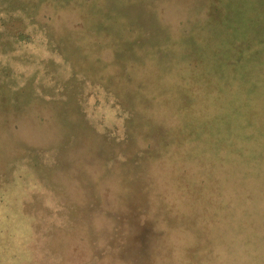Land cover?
Listing matches in <instances>:
<instances>
[{
    "label": "rangeland",
    "instance_id": "rangeland-1",
    "mask_svg": "<svg viewBox=\"0 0 264 264\" xmlns=\"http://www.w3.org/2000/svg\"><path fill=\"white\" fill-rule=\"evenodd\" d=\"M112 13L120 51L104 30L84 55L89 27ZM174 50L195 68L178 81L199 78L202 125L215 120L200 143L220 151L177 154L180 124L156 136L142 166L153 175H129L125 124L138 114L93 63L148 54L160 68ZM0 264H264V0H0Z\"/></svg>",
    "mask_w": 264,
    "mask_h": 264
},
{
    "label": "trees",
    "instance_id": "trees-1",
    "mask_svg": "<svg viewBox=\"0 0 264 264\" xmlns=\"http://www.w3.org/2000/svg\"><path fill=\"white\" fill-rule=\"evenodd\" d=\"M204 7L205 11L207 12V17L206 21H203L201 25L206 27L204 22H208L209 7L206 6V3ZM218 12H220V8L218 9ZM194 13L195 12H193L192 10H189L186 13V15L191 14V16L188 18L189 20L187 19L188 21L186 23L194 22L196 20L197 16H194ZM112 14L114 15L113 20L116 19L117 21L115 23H108V25L106 26L107 28H104L102 30L100 26L99 28L97 26H95L94 28L89 27L90 35H88L89 38L86 37L88 41V52L84 55L91 56V54L95 52L94 47L96 44L94 42L100 40V37L95 40V38H93V35H99V33L104 30L106 32L108 30L107 36L112 39V41L109 42L108 48L114 49V52L120 51V15L117 13L116 15L114 13ZM109 16H111L110 12ZM51 17L52 19L54 18L53 16ZM194 24L195 27L196 23ZM168 25H171V23H168ZM211 25V28L220 27L219 24L215 23ZM54 28L56 29L55 26L47 27V29L50 30L49 32H53ZM17 37L19 41L29 42L31 34L29 31H22L17 34ZM250 47L251 45L248 46L247 49L249 50ZM90 51H92V53ZM177 53L178 55L183 56L179 57ZM152 57L153 56H148V54L140 55L135 58L137 64H133L131 62L132 59H126L124 54H120V63L116 65L115 61L118 58L117 56L113 64L111 63L107 67H103V65L100 63V60H98L100 59V54H98V59L95 61V63H93L98 70L97 72L94 71L96 77H99V79H103L101 75H105V73H107V76L105 75L106 77H104L108 82H110L106 86L107 90L117 95V98L120 99V104L123 106V108L131 111H137L138 114V118L135 116L136 114L128 116L125 124V134H127L128 138H130L126 144L129 143L130 145H133V150L131 151V156L133 155V157H131L127 161V159H123V157L125 156H122V160H124V162L127 164L135 163V167L132 166L130 168L129 175L135 174L137 176L138 174L142 175L143 173L152 174L154 168H148V166L146 168H144L145 166L142 168V166L147 164V158H149L152 154L150 153L151 147L159 145L160 142L163 144V141L160 139H156V136L160 132L165 135L166 131H168L169 133L178 131L180 124H184L187 127V129L189 130V135L187 137L177 136L174 138L175 141L182 140L179 144L181 147H177L179 149L177 151V154H186L187 157H189L190 155H196L194 156V158H201L203 151L204 153L208 152V154L210 152H213L211 149L220 151L215 146L208 149V147H205L202 143H200L201 136L208 135L207 137L209 138L215 137L216 129L214 128L215 120L206 122L204 123V125H202L205 120L201 119L202 113L200 99L202 98V89L200 88V83H198L199 78H195L194 83H192L193 79H190L191 81L189 82L178 81L179 77L180 79L182 77L179 73L184 72L185 74H187L188 78H194L193 76H195V68L192 65L193 62H190V58L185 57L182 51L174 50V52L172 51L171 53H169V56L163 57L164 59L160 63L161 67L157 68L156 66H158L159 64L155 62L153 63L151 60ZM176 58L179 59L178 62H175ZM92 62H94L93 59ZM80 64L82 67V63ZM173 64L174 69L172 70ZM85 65L86 63L84 64V66ZM148 69H150L151 71H148ZM111 70L113 72H111ZM119 70L120 72H118ZM74 72L78 74L80 71L76 69ZM174 77L178 78L177 80L172 81ZM161 79H163V81ZM114 84H120V90L116 89L113 86ZM176 86H179V89L176 88ZM236 87V84L232 85V90L236 89ZM176 90L178 91V94H176ZM50 116L54 117L53 114H51ZM57 117L58 116H56V118ZM136 119L139 120L138 125H136ZM69 135L74 139L76 137V131H72V133H70ZM167 150H169V148L166 149L164 144V149L161 151ZM117 157L120 158V153L116 156V159ZM153 160L155 161L156 159L154 158ZM192 164L198 167V164L200 163H194L192 161ZM126 166L127 165H125V168ZM179 167H181L180 164ZM136 168L138 169V174H136ZM164 170L168 172L169 178L175 175L172 166H167ZM164 170H162L161 172H163ZM182 170L186 171L185 168H183ZM171 173H173V175H171ZM123 174H127V172ZM100 175L101 173L97 175L98 179L100 178ZM196 178L199 179V177L197 176ZM181 179L182 181L184 180L183 178ZM190 180L192 181V179ZM82 189H84V187H82ZM195 194L196 199L200 201L201 196H199L196 191ZM81 195L82 197H79L77 200L80 201L82 199V202H85V189L83 191V194ZM211 198L212 197H208L205 200V203H208ZM146 200L148 199L144 198V201ZM143 209L146 212L148 206H144ZM142 215H145L144 212H142ZM143 219L144 221H141L140 224V228L142 229L149 225L148 220H146V218ZM234 223L239 226L243 224V222L240 220V217H237Z\"/></svg>",
    "mask_w": 264,
    "mask_h": 264
}]
</instances>
